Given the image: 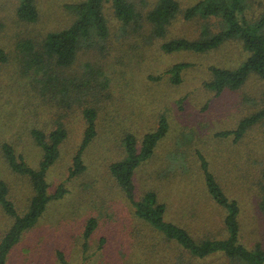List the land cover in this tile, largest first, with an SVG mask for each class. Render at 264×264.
I'll return each instance as SVG.
<instances>
[{"label": "rangeland", "instance_id": "obj_1", "mask_svg": "<svg viewBox=\"0 0 264 264\" xmlns=\"http://www.w3.org/2000/svg\"><path fill=\"white\" fill-rule=\"evenodd\" d=\"M77 1L80 0H41V17L37 23L30 24L17 17V0H0V49L13 57L0 65V146L9 141L18 154L36 166L42 150L31 129H52L63 113L69 129L61 156L49 171L51 189L55 191L62 184L67 192L63 198L51 201L38 224L24 234L9 255V264H61L57 257L59 250L65 253L66 264H239V259L217 253L196 257L143 224L109 171L111 163L124 155L122 133L118 137L113 126L132 127L130 123L135 122L137 126L132 130L141 135L158 124L161 112L167 113L168 135L159 145L154 160L138 172L139 194L147 188V183H159L155 174L150 180L146 173L158 166L165 167L164 159L170 154L171 160L179 159L173 164H184L177 170L178 174L189 169L187 173L194 179L193 183L179 178L163 181L162 192L163 196L168 195L170 217L184 224L196 239L225 237L226 233H218L224 226V210L208 194L195 154L201 150L210 160L212 171L224 181L227 192L244 198L241 202L247 211L243 219L247 233H243V241L250 247L264 237V214L258 211L257 193L253 187L246 186L258 176H254L259 166L252 163V155L259 153L264 158V122L251 129L239 143L234 142L232 135L218 133L236 128L242 118L264 106V81L252 74L240 90L217 94L204 85L211 78L209 68L237 66L245 55L239 43L229 42L204 54H169L159 47L163 41H152L150 29L145 28L143 32L149 42L146 52L139 53L136 48L126 46L119 56L114 50L103 58L102 62L107 61L105 70L111 77V86L110 95L102 103L105 113L98 122L100 134L84 154L87 170L71 177L73 156L85 130L83 114L80 110L53 109L43 102L39 93L31 90L29 78L18 67L15 42L21 33H45L68 27L74 15L67 4ZM181 1L187 7L197 0ZM251 4L260 12L264 0H251ZM107 7L112 33H116L120 24L113 16L111 5ZM204 24V19L189 21L179 17L170 28L171 36L196 37ZM217 27L213 21V28ZM122 39L125 37L117 38L116 44ZM91 56H94L92 51L87 49L79 52L83 60ZM178 61L190 62L191 67L185 72L184 82L173 85L163 73ZM183 151L189 154L188 161L182 156ZM3 155L0 147V181L8 183L10 196L20 209L28 202L31 188L23 176L8 167ZM93 216L98 219V226L87 237L86 223ZM10 222L0 206V237Z\"/></svg>", "mask_w": 264, "mask_h": 264}, {"label": "trees", "instance_id": "obj_2", "mask_svg": "<svg viewBox=\"0 0 264 264\" xmlns=\"http://www.w3.org/2000/svg\"><path fill=\"white\" fill-rule=\"evenodd\" d=\"M40 1L17 0V17L25 23H37L41 17ZM108 4L120 24L116 33H112L110 27ZM67 8L74 15L68 27L45 33H21L16 39L15 50L21 74L29 78L31 90L39 93L46 105L57 110H67L66 112L80 110L83 114L85 130L82 142L73 156L71 177L87 170L84 154L100 134L98 122L105 113L102 103L110 95L111 86V77L105 70L107 61L102 62L103 58H107L114 50L119 56V51L126 46L136 48L139 53L146 52L149 42L143 32L145 28L150 29L152 41H163L159 47L169 54H204L229 42L239 43L245 55L237 66L228 68L212 65L209 68L211 78L204 81V85L217 94L227 90H240L252 74L264 81V4L260 12L253 8L251 0H197L187 7L183 6L181 0H80L67 4ZM179 17L189 21L204 19L205 24L196 37L171 36L170 28ZM213 21L217 23V29L213 28ZM123 36L125 39L117 45V38ZM86 49L92 51L94 56L83 60L79 57V52ZM11 59L13 57L1 48L0 65ZM190 67V62L178 61L168 67L163 76L173 85H180ZM252 101L255 103V100ZM107 108L112 110L110 106ZM64 117V113L57 117L52 129H31L33 139L42 150V158L36 166L30 164L25 156L18 154L9 141L2 142L0 146L8 167L23 176L31 188L28 202L19 209L10 196L8 183L0 181V206L11 219L0 237V264H9V255L24 234L38 224L51 201L63 198L67 192L62 184L53 191L49 181V171L60 158L62 146L69 137ZM263 122L264 106L242 118L236 128L222 131L218 135H232L234 142L239 143L244 135H248L251 129ZM130 126L137 125L133 122ZM132 127L119 129L113 126L118 137L122 133L124 155L111 163L109 171L143 224L196 257L217 253L239 259V264H264V237L250 247L243 241V233H247L244 228L246 225L243 224L247 211L241 202L244 198L227 192L224 181L212 171L210 160L201 150L195 154H198L196 157L200 162L208 194L224 210V226L220 227L218 233H226L225 237L196 239L184 224L170 217L171 206L167 201L168 195L163 196V181L179 178L193 183L194 180L192 174L187 173L191 171L189 169L178 174L177 170L184 167V164H173V161L179 159L171 160L172 155L169 154L164 159L165 167L158 166L153 172L146 173L150 180L155 174L159 183H147V188L139 194L138 172L154 160L159 145L167 137L170 129L168 114L161 112L158 124L141 135L132 130ZM262 127L264 132V126ZM257 154L258 156L252 155V163H258L257 167L259 166L254 174L255 177L258 175L257 179L250 185L246 183V186L253 187L257 193L258 211L264 214V158ZM188 155L187 151H183L185 159ZM97 226L98 219L90 217L86 223L85 235L91 237ZM57 257L61 264H66L67 258L63 251L59 250Z\"/></svg>", "mask_w": 264, "mask_h": 264}]
</instances>
